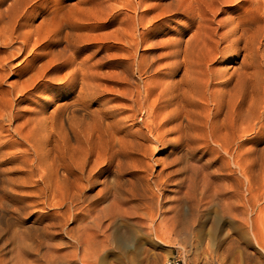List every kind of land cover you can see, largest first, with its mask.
I'll list each match as a JSON object with an SVG mask.
<instances>
[{"label":"bare ground","instance_id":"bare-ground-1","mask_svg":"<svg viewBox=\"0 0 264 264\" xmlns=\"http://www.w3.org/2000/svg\"><path fill=\"white\" fill-rule=\"evenodd\" d=\"M132 3L127 1L125 6ZM155 9L148 7L136 14L146 32L128 36L126 58L133 63L122 61L123 68L113 79L80 67L76 77L65 80L67 89L74 92L79 88L74 101L33 119L19 113L15 96L0 98V160L9 155L15 164L8 168L13 172L3 179L0 207L12 204L18 217L31 214L41 204L51 208L44 212L40 207L37 213L39 219L50 220L46 229H63L56 264L100 263L98 236L88 228L92 224L102 226L101 214L106 210L112 232L104 237L110 242L126 246L141 237H151L169 246L177 239L174 236L190 233L186 227L189 216L181 212L184 206L191 214L208 212L213 205L220 207L222 216L246 229L235 239H248L245 243L252 242L264 256V0H176L145 23L150 24L147 27L143 16ZM228 11L229 18L218 19ZM168 12L183 20L178 26L172 22L155 26L162 33L175 34L164 41L166 52L156 57L169 61L155 65V58L137 57L138 45L150 35L153 20ZM6 16L9 14L1 12L0 20ZM188 32L191 34L185 38ZM1 37L3 44L9 45L13 33ZM71 44L60 50L64 60L49 71L74 62L75 54L66 57L65 51L72 47L78 52L81 47ZM21 53L23 46L11 55ZM229 62L237 64L234 70L218 67ZM8 69L9 62L0 63V79ZM133 71L140 80L134 79ZM54 80L43 85L49 86ZM140 113L135 128L130 123ZM142 140L155 146L174 145L171 162L161 164L164 167L158 172L149 168L145 155L154 160L155 147L144 150ZM189 150L200 151L213 164L214 169H210L220 177L219 189L208 195L201 193L198 199L192 195L186 201L177 195L176 207L181 209L172 212L170 187L184 183L175 166L180 153ZM110 184L116 188L127 184L128 188L125 193L114 189L111 194ZM214 222L220 220L215 218ZM13 248H0V264H16ZM128 258L130 264H138L136 253L130 252Z\"/></svg>","mask_w":264,"mask_h":264},{"label":"rangeland","instance_id":"rangeland-1","mask_svg":"<svg viewBox=\"0 0 264 264\" xmlns=\"http://www.w3.org/2000/svg\"><path fill=\"white\" fill-rule=\"evenodd\" d=\"M127 1L130 0H0V13L5 12L9 14V16L0 20V63L9 62V66H11V69H8L5 73L6 76L0 79V95H2L0 98L10 99L15 96L20 103L18 106L19 109L21 108L19 113L26 114L33 119V116L50 115L58 105L74 101L78 96L79 92L77 91H79V88L74 92L71 88L67 89L65 80L69 81L74 75L76 77L74 73L75 71H80V67L86 71L90 69L98 73L100 77L113 79L112 76L122 70V61L133 63V59L129 60L126 58L129 50L127 43L128 36L132 33L140 36L145 31L144 29H146V27L139 25L136 14L147 11L148 7H156L154 11L147 12L143 16L144 25L149 27L150 24L145 23L151 21L152 17L176 0H132V5L125 6ZM138 2L139 4H137ZM230 16L231 12H223L219 15L218 19L229 18ZM153 21L155 25L149 31L150 35L146 36L145 40L138 45L137 57H145L149 60L155 58V65H163L169 60H157L156 57L159 53L166 52V49L163 48V43L175 37V34L173 31L167 34L166 32L162 33L161 28H156L155 26L157 24L166 25L169 22H172L173 26H178L183 23V20L168 12L166 15ZM28 32L31 34L29 39H27V36H29ZM5 33L8 35L13 33V40L9 45L3 44V37L1 36ZM24 34L26 36H23ZM190 34L191 32H188L184 37L187 38ZM25 40H27L26 46L23 44ZM69 42L72 43L71 46L76 45L81 47L78 52L72 47L65 51L66 57L72 54L76 55H72L74 62L63 68L49 71L52 66H55V63L60 64L62 59L64 60L62 51ZM21 46H23V53L11 55L13 52L18 51V48ZM60 50L62 51L60 52ZM236 66L235 62L218 65L220 68L231 70H234ZM43 68L45 69L43 70ZM132 76L134 79L140 80L138 74L134 71L132 72ZM51 78L56 80L51 82L49 86L43 85L48 83ZM13 86H15L16 90L14 89L15 91L11 92ZM24 87L26 91L23 89ZM20 89H23L24 93ZM18 91L23 95L21 93L18 95ZM140 116L141 113L138 115V119L134 123L131 122L130 125L138 128L137 121ZM141 143L144 150L155 147L152 156L154 160H150L145 155V163L148 162L149 168H154L156 172L164 167L161 164L163 165L165 162L164 165H166L174 157L171 154L174 145L155 146L146 140H142ZM180 154L179 157L181 158L177 161L175 169L179 170L178 177L184 183L178 188H175V186L174 188L170 187L172 193L168 203L172 205H169L172 212L176 208L181 209V207H176L177 198L175 196L177 195L178 197L183 196L186 201L189 198L191 199L192 195L194 199H198L202 196L201 193L205 192L204 194L208 195L213 190L219 189L218 182L220 181V177L215 170L211 172V169H214L213 164L206 161L207 158L202 156L200 151L189 150ZM9 158V155H7V157L5 156L1 159L2 161L0 160V173L2 174V176L0 175V190L5 176L13 172L8 168H12L15 165ZM189 161L193 165L190 166ZM190 168H193V170H190ZM16 171L18 172V170ZM113 185L111 186L110 184L112 187L110 188L111 194L114 192V189L119 193H125L126 188H128L127 184H122L120 185L121 187L117 188ZM32 186V189H36ZM187 189L191 196L186 192ZM0 194H2L1 191ZM5 204L3 203L0 207V246H2L0 248L8 250L14 247V254L17 256V259L15 258L16 264H22V261L23 264H26L29 260V264H56L58 260L57 253H60L61 238L64 234L63 229H46V226H48L47 222H50V220L48 221L46 218L39 219L37 213L40 207L43 209L39 211L44 212L49 211L51 208H46L45 205L41 204L43 206H37L39 209L34 207L31 210V214L18 217L13 212L14 206L12 207V204L7 203L6 207ZM217 207L213 205L208 212L195 211L193 215L187 209V206H184L181 212L187 213L185 215L189 216V222H187L186 227L190 233L183 234V236H174L177 239L175 241L171 240L168 244L169 246L151 237H141L135 242L133 241V244L130 242L126 246L115 241L113 243L112 241L110 242L104 237V235L112 232L111 226L107 225L110 217L108 210L101 214V219L102 221L104 220L101 224L102 226L92 224L90 225L91 227L89 226L88 231L98 236L96 249L100 248L98 252H102L99 264H130L128 258L130 252L136 253L138 264H164L171 254H175L176 250L185 251L187 259L195 264H264L262 252L252 242L247 245L245 241L248 239H235L238 233L246 230L245 227L238 221L232 224L228 217L222 216L221 208ZM215 218L219 219L220 223L216 224L214 222ZM184 235L188 237L185 238ZM233 237L234 239L231 240ZM103 242L108 246L107 248L106 245H102ZM145 248L147 252H144ZM16 249L19 251H16ZM73 250V248H69L70 253H73ZM39 253L40 255H38ZM49 257L51 258L45 259Z\"/></svg>","mask_w":264,"mask_h":264},{"label":"built area","instance_id":"built-area-1","mask_svg":"<svg viewBox=\"0 0 264 264\" xmlns=\"http://www.w3.org/2000/svg\"><path fill=\"white\" fill-rule=\"evenodd\" d=\"M164 264H195V263H192L187 259L185 251L176 250L175 254H171L164 262Z\"/></svg>","mask_w":264,"mask_h":264}]
</instances>
